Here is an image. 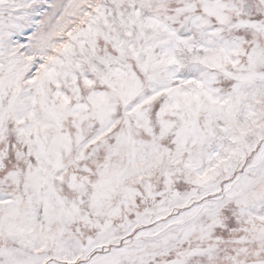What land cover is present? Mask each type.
I'll use <instances>...</instances> for the list:
<instances>
[{"label":"snow or ice","instance_id":"6c2138e0","mask_svg":"<svg viewBox=\"0 0 264 264\" xmlns=\"http://www.w3.org/2000/svg\"><path fill=\"white\" fill-rule=\"evenodd\" d=\"M0 264H264V0H0Z\"/></svg>","mask_w":264,"mask_h":264}]
</instances>
